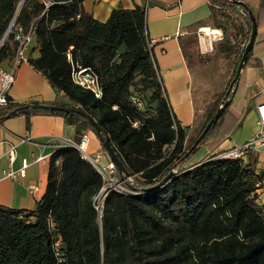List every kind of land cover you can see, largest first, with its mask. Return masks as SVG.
<instances>
[{
	"label": "trees",
	"instance_id": "trees-1",
	"mask_svg": "<svg viewBox=\"0 0 264 264\" xmlns=\"http://www.w3.org/2000/svg\"><path fill=\"white\" fill-rule=\"evenodd\" d=\"M19 2L0 0V40ZM246 4L211 1L210 25L223 31L215 54H237L233 78L252 32L249 11L258 27L263 7L262 1L258 9ZM239 17L245 39L240 51L232 34L241 28L235 23ZM31 24L41 55L30 62L63 92L43 103L71 111L33 108L41 101L17 102L9 96L0 106V123L48 113L74 124L77 140L95 132L103 151V143L110 142L121 161L116 177L131 192L110 191L99 213L94 196L103 184L101 174L78 149L58 148L50 158L45 194L34 209L0 205V264H264V205L257 202L255 170L244 159L224 158L215 150L229 133L223 126L239 78L231 85L232 78L222 95H213L188 130L164 93L145 6L115 8L100 21L85 10L83 0H53L48 7L25 0L0 47V63L14 51L15 27ZM197 45L190 36L184 53L191 55ZM252 53L253 48L245 66ZM73 65L97 74L101 97L72 81ZM227 100L216 124L191 150ZM86 114L101 127L99 133ZM170 173L165 185L153 188Z\"/></svg>",
	"mask_w": 264,
	"mask_h": 264
},
{
	"label": "crops",
	"instance_id": "crops-1",
	"mask_svg": "<svg viewBox=\"0 0 264 264\" xmlns=\"http://www.w3.org/2000/svg\"><path fill=\"white\" fill-rule=\"evenodd\" d=\"M39 1L45 5L53 2ZM152 1L153 3H149L148 0H83L85 10L100 21L107 20L115 8H132L136 5L146 7L148 35L164 93L176 120L182 127H188L190 130L200 116L202 106L194 94L193 72L189 56L184 53L183 44H186L187 39L197 32L199 27H209L212 31L204 38L203 30L204 41L208 39L215 41L213 35L221 34L222 30L211 28L209 18L212 0ZM242 1L255 9H258L262 1L263 7L258 12L259 26L251 62L240 73L236 93L229 107L230 117L223 126V130L229 133L215 148L220 153L252 137L258 127L256 105L264 101V0ZM13 53L1 64L8 66ZM40 55V48L34 35L28 56L30 59H36ZM9 96L17 102L28 100L52 102L63 96V92L53 87L47 77L31 62H24L16 71L15 82ZM238 119L240 123L237 126ZM86 133L89 152L101 153L102 161L106 162L108 154L105 151L102 153V146L96 133L93 131ZM75 135V126L68 123L63 116L48 113L18 115L7 118L0 124V205L24 209L27 212L34 209L47 188L52 154L66 138ZM12 146H15V153L13 160L10 161L9 150ZM39 156L44 158L35 160ZM24 160L29 162L25 168V175L6 174L9 169L20 170ZM245 161L254 168L258 177L256 181H264V153L254 151ZM256 192L257 202L264 205V191Z\"/></svg>",
	"mask_w": 264,
	"mask_h": 264
},
{
	"label": "built area",
	"instance_id": "built-area-1",
	"mask_svg": "<svg viewBox=\"0 0 264 264\" xmlns=\"http://www.w3.org/2000/svg\"><path fill=\"white\" fill-rule=\"evenodd\" d=\"M49 5L50 4H46V7H48ZM203 28L204 27H199L197 33L200 42V49L203 53H205L210 50L213 41L212 39H208L207 41L203 40ZM34 35L35 32L33 24H31L27 28L19 25L14 29L13 38L16 43L14 53L9 60L8 66H4L0 63V106L6 105L9 102V91L13 83L15 82L16 71L19 66L24 62H30L28 49ZM213 37L214 39L221 38L219 33L217 35H213ZM71 78L74 83L92 91L96 97L102 96L103 91L98 76L90 67L73 65L71 70ZM136 101L139 102V99H136ZM256 114L258 127L252 137L243 143L236 144L225 149L223 152H221V157L245 160L246 157L254 151H262L264 153V101L257 103ZM72 125L74 127V124ZM174 126H178L176 121L174 122ZM25 139L26 138H22V140ZM62 147H73L78 149L81 157L89 159L101 174L103 184L94 196V205L99 213L103 212V209L105 207V200L110 191L114 190L120 193L131 192V190H129L124 185L123 181H119L117 179L115 173L116 163L111 159L109 155L108 160L106 162H103L101 153L92 154L89 152L88 135L86 132L82 134L79 140L75 139V137L66 138L60 145H58L57 149ZM57 149H55V151ZM14 153L15 146H12L9 150L10 161L13 160ZM43 158V156H39L35 160H40ZM28 165L29 162L24 160V163L20 170L16 171L9 169L6 174L8 176H16L17 174L25 175V168ZM255 186L256 191H264V181H256ZM59 243L60 240L57 239L55 242L56 254H59Z\"/></svg>",
	"mask_w": 264,
	"mask_h": 264
},
{
	"label": "rangeland",
	"instance_id": "rangeland-1",
	"mask_svg": "<svg viewBox=\"0 0 264 264\" xmlns=\"http://www.w3.org/2000/svg\"><path fill=\"white\" fill-rule=\"evenodd\" d=\"M248 2L251 3V1ZM235 23L241 27L239 31H232L234 40L237 42L238 51H240L245 42L242 18L239 17ZM192 37L197 39L198 45L195 47L194 52L189 55L188 60L194 77V94L199 105L202 106V114L206 109L207 103L212 100L213 95L216 93L222 95L224 93L229 81L233 78L235 62L238 59L237 54L231 57L216 56L215 43L223 37V31L222 34H220L221 38H216L212 43V47L206 53H203L200 50L198 33L195 32ZM201 114L199 117H201ZM102 153H104V151ZM105 153L107 152L105 151Z\"/></svg>",
	"mask_w": 264,
	"mask_h": 264
},
{
	"label": "water",
	"instance_id": "water-1",
	"mask_svg": "<svg viewBox=\"0 0 264 264\" xmlns=\"http://www.w3.org/2000/svg\"><path fill=\"white\" fill-rule=\"evenodd\" d=\"M25 1H23L24 3ZM236 2L243 4L244 6L247 7V4L242 1V0H236ZM23 4H21L20 2L18 3L17 6V10L15 13V16L9 26V28L7 29V31L5 32L4 36L2 37V39L0 40V47L3 44V42L5 41V39L7 38L11 28L13 27L16 17L19 14L21 8H22ZM250 15H251V19H252V23H253V27H252V32L250 35V39L249 42L246 46V49L244 51L243 57L239 63V66L237 68V72L235 77L233 78L231 85H233V83L240 77V73L242 71V69L245 67V64L247 62V58H248V53L251 51V49L253 48L255 39H256V34H257V21L255 16L252 14L251 11H249ZM230 100H227L221 107L218 108L217 112L215 113V115L211 118V120L208 122V124L206 125V127L204 128V130L202 131V133L200 134V136L197 138V140L195 141V143L193 144V146L191 147V150L195 149L196 146L200 143V141L206 136L207 132L209 131V129L211 128L212 125L216 124V122L218 121V119L220 118V116L222 115L224 109L229 105ZM31 107L33 108H39V109H61V110H65V111H71V108L68 107H60L57 105H52L49 103H36V104H32ZM86 116H88L91 121H93V126L96 129V131L99 133L101 131V127L89 116L86 114ZM108 155L111 157V159L119 166H121V161L119 160L118 156L116 155L113 147L111 146L110 142L107 140L103 143ZM172 176V173H170L167 177H165V179H163L159 184H157L155 187H153L154 189L161 187L163 185L166 184V182L168 181V179Z\"/></svg>",
	"mask_w": 264,
	"mask_h": 264
},
{
	"label": "bare ground",
	"instance_id": "bare-ground-1",
	"mask_svg": "<svg viewBox=\"0 0 264 264\" xmlns=\"http://www.w3.org/2000/svg\"><path fill=\"white\" fill-rule=\"evenodd\" d=\"M23 1L25 0H20V3L23 4ZM205 31L204 33V38H206V36L209 34V33H212L211 29L209 27H206L203 29Z\"/></svg>",
	"mask_w": 264,
	"mask_h": 264
}]
</instances>
